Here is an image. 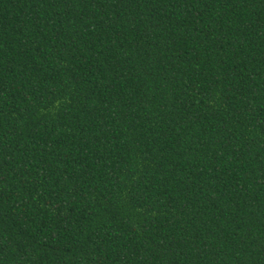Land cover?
Wrapping results in <instances>:
<instances>
[{"label": "trees", "instance_id": "obj_1", "mask_svg": "<svg viewBox=\"0 0 264 264\" xmlns=\"http://www.w3.org/2000/svg\"><path fill=\"white\" fill-rule=\"evenodd\" d=\"M0 264H264V0H0Z\"/></svg>", "mask_w": 264, "mask_h": 264}, {"label": "clouds", "instance_id": "obj_2", "mask_svg": "<svg viewBox=\"0 0 264 264\" xmlns=\"http://www.w3.org/2000/svg\"><path fill=\"white\" fill-rule=\"evenodd\" d=\"M59 108H60L59 103H55V104L53 105V107H52L53 110H57V109H59Z\"/></svg>", "mask_w": 264, "mask_h": 264}]
</instances>
